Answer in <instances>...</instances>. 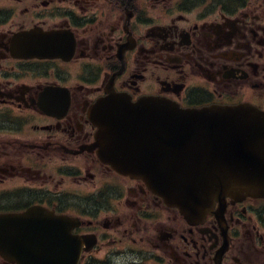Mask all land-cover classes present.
I'll return each mask as SVG.
<instances>
[{
    "label": "flooded vegetation",
    "instance_id": "flooded-vegetation-1",
    "mask_svg": "<svg viewBox=\"0 0 264 264\" xmlns=\"http://www.w3.org/2000/svg\"><path fill=\"white\" fill-rule=\"evenodd\" d=\"M111 95L264 116V0H0V214L77 219L80 264H264V196L189 220L100 160Z\"/></svg>",
    "mask_w": 264,
    "mask_h": 264
},
{
    "label": "water",
    "instance_id": "water-1",
    "mask_svg": "<svg viewBox=\"0 0 264 264\" xmlns=\"http://www.w3.org/2000/svg\"><path fill=\"white\" fill-rule=\"evenodd\" d=\"M258 117L247 106L183 110L157 98L133 103L110 96L97 111L100 156L117 171L142 179L186 216L198 215L227 196L264 194V125ZM29 218V213L11 216L4 224L20 228ZM61 222L54 264H78L83 241ZM36 237L18 233L8 249L0 240V251L25 257ZM38 251L27 256L37 259Z\"/></svg>",
    "mask_w": 264,
    "mask_h": 264
}]
</instances>
